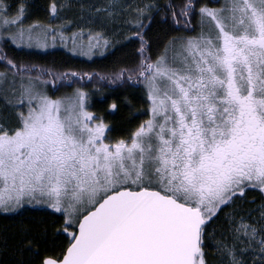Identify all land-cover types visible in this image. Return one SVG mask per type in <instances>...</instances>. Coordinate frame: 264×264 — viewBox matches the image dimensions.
Returning <instances> with one entry per match:
<instances>
[{
	"label": "rangeland",
	"instance_id": "obj_1",
	"mask_svg": "<svg viewBox=\"0 0 264 264\" xmlns=\"http://www.w3.org/2000/svg\"><path fill=\"white\" fill-rule=\"evenodd\" d=\"M119 1H109V15ZM216 1L198 9V34L177 38L143 64L150 118L128 143L104 142L105 127L85 109L83 95L59 90L60 73L42 77L58 91L54 98L32 80L9 79L26 111L18 130L0 124V210L48 208L76 228L119 188L156 189L203 217L243 185L264 190V57L246 48L247 41L264 42V0ZM16 24L0 5V39L85 57L106 46L95 34L57 41ZM1 56L20 76L30 72ZM209 110L211 126L203 116Z\"/></svg>",
	"mask_w": 264,
	"mask_h": 264
},
{
	"label": "trees",
	"instance_id": "obj_2",
	"mask_svg": "<svg viewBox=\"0 0 264 264\" xmlns=\"http://www.w3.org/2000/svg\"><path fill=\"white\" fill-rule=\"evenodd\" d=\"M109 1L0 0L5 17L23 29L57 41L95 34V42L106 45L85 57L63 47L40 50L0 39L1 58L30 71L20 76L0 62L3 127L18 130L26 111L25 99L16 94L17 84L9 79L32 80L29 83L54 98L58 91L43 73L50 78L57 72L64 84L61 93L78 91L93 120L103 124L104 142L128 143L150 118V102L141 85L143 66L156 61L177 38L198 34L200 7L218 6L216 0H120L118 11L109 15ZM204 219L195 264H264L262 188L241 186ZM75 233L60 211L33 206L0 210V264H42L47 257L59 260Z\"/></svg>",
	"mask_w": 264,
	"mask_h": 264
},
{
	"label": "water",
	"instance_id": "obj_3",
	"mask_svg": "<svg viewBox=\"0 0 264 264\" xmlns=\"http://www.w3.org/2000/svg\"><path fill=\"white\" fill-rule=\"evenodd\" d=\"M201 211L149 188H120L82 215L59 259L42 264H195Z\"/></svg>",
	"mask_w": 264,
	"mask_h": 264
},
{
	"label": "flooded vegetation",
	"instance_id": "obj_4",
	"mask_svg": "<svg viewBox=\"0 0 264 264\" xmlns=\"http://www.w3.org/2000/svg\"><path fill=\"white\" fill-rule=\"evenodd\" d=\"M246 48L250 51H257L261 54L262 57H264V42H260L257 39L247 41ZM203 116H208L209 125L211 126V111L210 114H203ZM209 129L211 130V127Z\"/></svg>",
	"mask_w": 264,
	"mask_h": 264
},
{
	"label": "bare ground",
	"instance_id": "obj_5",
	"mask_svg": "<svg viewBox=\"0 0 264 264\" xmlns=\"http://www.w3.org/2000/svg\"><path fill=\"white\" fill-rule=\"evenodd\" d=\"M47 258H49V257H47Z\"/></svg>",
	"mask_w": 264,
	"mask_h": 264
}]
</instances>
